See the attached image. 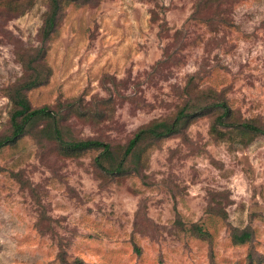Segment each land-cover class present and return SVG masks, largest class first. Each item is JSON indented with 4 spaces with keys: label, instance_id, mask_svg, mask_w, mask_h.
Segmentation results:
<instances>
[{
    "label": "rangeland",
    "instance_id": "rangeland-1",
    "mask_svg": "<svg viewBox=\"0 0 264 264\" xmlns=\"http://www.w3.org/2000/svg\"><path fill=\"white\" fill-rule=\"evenodd\" d=\"M47 4L34 0L21 15L0 9V136L7 90L21 76L20 54L39 45ZM62 5L45 43L49 77L27 98L90 110L62 122L65 139L120 153L138 128L171 120L202 91L264 128V0ZM213 120L198 116L144 143L122 175L96 166L97 149L63 156L29 134L0 148V264H249V254L264 264V137L217 138ZM193 224L208 235H194ZM232 228L251 239L234 243Z\"/></svg>",
    "mask_w": 264,
    "mask_h": 264
},
{
    "label": "trees",
    "instance_id": "trees-1",
    "mask_svg": "<svg viewBox=\"0 0 264 264\" xmlns=\"http://www.w3.org/2000/svg\"><path fill=\"white\" fill-rule=\"evenodd\" d=\"M75 1L78 0H48L47 11L39 30V45L33 47L31 52L27 50L20 54L22 72L20 78L9 86L6 93L10 102L9 127L8 133L0 136V148L14 144L19 138L29 134L38 140L54 142L63 156H73L88 149H97L100 154L95 158L96 166L105 173L122 175L139 164L141 145L158 141L178 132L198 116L214 114L210 131L217 138L226 137L230 134L229 130H235L237 135L242 137L255 134L264 137L262 126L253 121L235 119L232 109L224 99H206L212 95L210 92L202 91L199 97L189 98L171 120H154L138 128L120 153L115 152L108 142L102 140L65 139L62 122L70 115L85 117L90 110L76 101L59 102L53 106L32 107L27 98V92L47 81L50 68L45 62V43L56 30L62 4ZM33 4L34 0H0V9L8 14L21 15ZM221 127L226 128V131L220 129ZM129 158L133 167H128L126 164ZM190 230L199 237L208 235V232L197 224H193ZM251 235V231L247 228L241 230L232 228L230 232L232 241L237 244L248 242ZM248 258L250 264L251 254Z\"/></svg>",
    "mask_w": 264,
    "mask_h": 264
}]
</instances>
